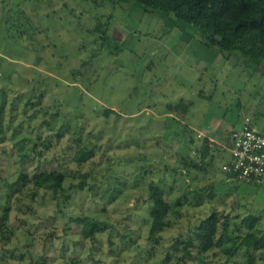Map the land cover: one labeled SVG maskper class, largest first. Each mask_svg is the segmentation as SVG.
<instances>
[{
    "label": "rangeland",
    "instance_id": "1",
    "mask_svg": "<svg viewBox=\"0 0 264 264\" xmlns=\"http://www.w3.org/2000/svg\"><path fill=\"white\" fill-rule=\"evenodd\" d=\"M18 9L36 25L32 40L5 36V22ZM100 19L113 37L132 34L134 47L119 55L102 51L73 76L89 58L90 29ZM229 54L204 44L184 21L134 2L0 0V222L8 208L11 229L0 264H196L195 245L186 247V240L213 208L258 216L257 232H264V188L227 182L219 172L216 201L173 205L168 225L149 241L148 204L134 185L143 163L164 158L176 166L186 154L194 156L204 138L226 140L245 116L264 124V61ZM181 99L192 102L189 111L168 115L166 104ZM75 127L94 153L81 167L72 160L77 144L67 133ZM92 166L86 180L97 192L71 189ZM42 171L65 173L66 203L42 189L34 198L22 194L17 202L14 192L6 200L3 181ZM81 215L112 223L113 244L107 233L95 244L85 240L70 220Z\"/></svg>",
    "mask_w": 264,
    "mask_h": 264
},
{
    "label": "trees",
    "instance_id": "2",
    "mask_svg": "<svg viewBox=\"0 0 264 264\" xmlns=\"http://www.w3.org/2000/svg\"><path fill=\"white\" fill-rule=\"evenodd\" d=\"M117 1L141 4L145 11L152 13L171 14L191 26L204 44L217 47L222 53L238 52L246 62L256 64L264 61V0ZM35 33L34 21L21 9L16 10L5 22V36L12 41L17 42L24 38L32 40ZM90 33L93 35L91 40L93 48L88 60L82 62L79 69L71 71L73 76L82 74L89 68L102 51L119 55L134 47L132 34L125 37H113L108 34L107 23L101 19L95 22ZM191 106L190 100L181 99L178 103L166 104L165 110L168 115H184ZM2 112L0 109V125L3 118ZM55 116L54 113L51 115L52 118ZM67 133H71V138L77 144L72 160L81 167L94 157L92 147L86 143L85 139L76 136L79 134L77 127L73 130L68 128ZM203 142V145L197 147L194 156L186 154L178 160L176 166L165 162L162 158L157 162L143 163L136 167L134 185L141 187L140 194L144 198L143 201L148 204L149 241H157L158 235L168 225V216L173 205L202 207L205 203L219 198L220 194L215 190L213 181L221 172L216 161L223 151L213 147L207 138H204ZM132 160L128 159L127 162ZM95 167H89V170L84 173L80 172V181L70 185V188L81 192L87 187L88 190L93 191V194L97 192L98 188L86 180L88 176L93 175ZM209 176L213 180L209 184H202ZM65 180L66 175L62 171H42L32 179L21 174L16 181H3L2 184L6 187L8 201L13 198L14 192L19 194L15 197V201L20 202V195L27 194L34 198L38 190L42 189L50 194L52 200L66 203L69 200V187H66ZM22 189L25 193L21 192ZM8 214L9 209L5 208L0 222L1 247L10 240L11 229L6 222ZM70 220L80 229L82 237L92 244L98 241V235L101 233H107L109 245L113 244L112 237L116 230L112 223L100 221L88 215L70 217ZM259 224L258 216L247 214L240 217L235 214H223L213 208L196 225L193 235L186 240V247L195 245L196 264H213L212 258L218 256L224 258V261L217 264H264V232H257Z\"/></svg>",
    "mask_w": 264,
    "mask_h": 264
},
{
    "label": "built area",
    "instance_id": "3",
    "mask_svg": "<svg viewBox=\"0 0 264 264\" xmlns=\"http://www.w3.org/2000/svg\"><path fill=\"white\" fill-rule=\"evenodd\" d=\"M230 139L228 159L220 166L226 181L264 188V127L257 128L252 119L245 116Z\"/></svg>",
    "mask_w": 264,
    "mask_h": 264
},
{
    "label": "crops",
    "instance_id": "4",
    "mask_svg": "<svg viewBox=\"0 0 264 264\" xmlns=\"http://www.w3.org/2000/svg\"><path fill=\"white\" fill-rule=\"evenodd\" d=\"M241 121H239V124H241ZM252 123L254 126H256L257 128L261 129L262 127H264V124L263 125H259V124H255L254 123V120H252ZM240 126V125H239ZM239 126H237L236 128H234L231 133L235 130V129H238ZM230 136L231 134L229 133L228 135V139L226 138V140L224 138H219L220 140H217V139H212L209 137V140L211 142L214 143V145H216V147H218V149H221L223 151V154L221 153V157H219L218 161L222 164L224 161H226L228 159V156H229V152H228V148L230 147L231 145V139H230ZM213 145V144H211ZM220 164V166H221Z\"/></svg>",
    "mask_w": 264,
    "mask_h": 264
}]
</instances>
